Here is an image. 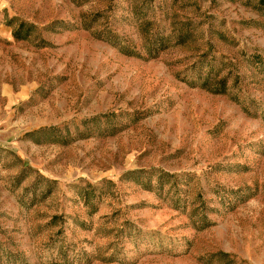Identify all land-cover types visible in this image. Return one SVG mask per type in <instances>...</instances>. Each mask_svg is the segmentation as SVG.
I'll return each mask as SVG.
<instances>
[{
	"label": "rangeland",
	"instance_id": "1",
	"mask_svg": "<svg viewBox=\"0 0 264 264\" xmlns=\"http://www.w3.org/2000/svg\"><path fill=\"white\" fill-rule=\"evenodd\" d=\"M0 264H264V0H0Z\"/></svg>",
	"mask_w": 264,
	"mask_h": 264
},
{
	"label": "trees",
	"instance_id": "2",
	"mask_svg": "<svg viewBox=\"0 0 264 264\" xmlns=\"http://www.w3.org/2000/svg\"><path fill=\"white\" fill-rule=\"evenodd\" d=\"M44 131V129L43 130H41L40 132H43Z\"/></svg>",
	"mask_w": 264,
	"mask_h": 264
}]
</instances>
